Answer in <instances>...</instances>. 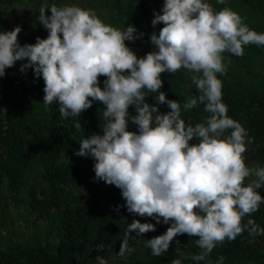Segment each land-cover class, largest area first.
Segmentation results:
<instances>
[{"label": "clouds", "instance_id": "clouds-1", "mask_svg": "<svg viewBox=\"0 0 264 264\" xmlns=\"http://www.w3.org/2000/svg\"><path fill=\"white\" fill-rule=\"evenodd\" d=\"M38 22L48 36L36 37L35 43H19L20 26L0 31V77L24 61L19 71L31 69L36 79H43V103H56L63 118L80 117L94 102L103 105L100 133L81 138L75 155L92 158L94 179L120 190L125 204L116 206L117 213L124 207L156 221L128 223L119 257L133 251L131 239L156 231L160 223L169 226L147 240L151 254L160 256L176 236L187 234L198 237L201 252L191 256L195 261L205 260L217 243L234 240L245 228L253 236L264 233L253 219L241 223L264 202L258 191L264 187V168L246 166L247 132L228 116L217 78L227 71L222 53L242 57L245 45H264V33L251 30L228 7L214 12L204 0H164L151 21L153 27L164 25L149 38L156 50L138 57L125 42L145 34L132 24L123 30L105 24L92 9L41 6ZM182 68L192 73L199 93L186 99L184 110L203 104L209 114L194 126L181 118L177 100L161 91V74ZM100 77H105L103 87ZM148 93L157 94L154 103L147 102ZM161 105L169 111L161 112ZM130 106L135 115L129 113ZM129 122L135 131L129 130ZM74 127L79 131L82 126L76 122ZM252 143L249 138L247 144ZM103 248L98 245L96 251ZM95 259L96 264H108L100 255Z\"/></svg>", "mask_w": 264, "mask_h": 264}, {"label": "trees", "instance_id": "trees-1", "mask_svg": "<svg viewBox=\"0 0 264 264\" xmlns=\"http://www.w3.org/2000/svg\"><path fill=\"white\" fill-rule=\"evenodd\" d=\"M15 1L22 0H0V31L20 26L19 43H35L36 37L42 36L45 30L38 22L39 9L48 0H24V19L10 7ZM94 2L113 23H131L142 31L150 30L151 34H159L164 26L151 24L154 10L159 12L164 0ZM204 2L209 3L214 12L225 7L232 9L251 30L264 33V0ZM152 47L151 43L146 44L144 55ZM222 57L227 69L226 74L217 73L222 82V102L228 108V116L247 132L245 164L249 168H264V45H245L242 57L228 52L222 53ZM21 63L24 61H18L15 71L6 69V75L0 77V185L6 181L5 193L0 189V205L9 198L12 206L18 205L33 217L34 228L30 233L19 229L14 232L16 229L0 222L3 231H0V264H96L97 255L108 264H171L173 259H180L181 264H217L221 257L223 264H264V233L253 236L247 228L234 240L225 238L217 243L205 260L191 259L201 249L196 244L198 237L187 234L176 236L167 252L153 256L146 246L147 240L166 231L169 225L163 223L156 225V231L131 239L129 245L133 251L119 257L117 253L128 223L134 219L141 223L156 224V221L130 214L124 207L117 213L116 206L125 204L120 190L94 179L92 158L75 155L81 138L100 133L103 105L94 102L80 117H61L56 103H43V79H36L31 69L26 74L21 73ZM191 75L183 68L175 74L162 73L161 91L167 93L168 99L177 100L181 105V118L186 125L194 126L204 122L209 114L203 104L187 111L183 108L188 97L199 95ZM104 79L99 78L101 87ZM15 88L21 90L23 97L15 96ZM147 95V102L154 103L157 94ZM160 111L169 109L161 105ZM129 113L135 115L132 106ZM76 122L82 126L79 131L74 127ZM129 130H136L131 122ZM249 138L253 139L252 144H247ZM251 178L245 179V185ZM258 191L264 196V187ZM249 219L264 229V202L260 203L258 211L242 218V226ZM101 244L104 248L97 252Z\"/></svg>", "mask_w": 264, "mask_h": 264}, {"label": "rangeland", "instance_id": "rangeland-1", "mask_svg": "<svg viewBox=\"0 0 264 264\" xmlns=\"http://www.w3.org/2000/svg\"><path fill=\"white\" fill-rule=\"evenodd\" d=\"M24 0L18 2H12L10 4V7L12 8L13 12L18 14L21 19L25 17V6H24ZM55 4L57 7H65V6H79L83 9H92L95 11L96 15L100 17L105 24L112 25L116 27L117 29L123 30L125 26L131 23L127 22H119V23H113L111 22L107 17L106 14H102L104 10L100 8L97 4H95L94 0H48L47 4L45 6L50 7L51 5ZM87 5V6H84ZM1 8V4H0ZM50 14V11L48 12ZM136 29L138 30L139 33H144L145 35L143 36L142 39H137L134 42H129L126 41L125 43L129 48H131L138 57H141L144 55V50H145V45L150 44V35L151 32L149 31H142L141 27L136 26ZM48 36V32L45 29L44 32L42 33V36H39L41 38H46ZM155 46L153 45L151 51H155ZM150 52V51H149ZM18 61L16 62L15 66L12 68H8L9 71H15L18 67ZM15 96L18 97H23V94L19 88H15L14 90ZM5 188H6V181L4 180L1 185L0 189L1 192L4 194L5 193ZM4 203L0 205V209L2 211L0 212V222H4L5 225L11 226L13 229H16L14 232H17L19 229L22 231H25L27 233H30L31 230H33L34 225L31 223V219L33 217L24 212L23 210L20 209L18 205L12 206V201L9 200V198H5ZM0 231H2L0 227Z\"/></svg>", "mask_w": 264, "mask_h": 264}]
</instances>
